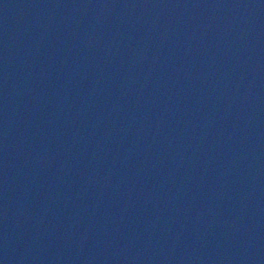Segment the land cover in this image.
Listing matches in <instances>:
<instances>
[{
	"label": "water",
	"instance_id": "obj_1",
	"mask_svg": "<svg viewBox=\"0 0 264 264\" xmlns=\"http://www.w3.org/2000/svg\"><path fill=\"white\" fill-rule=\"evenodd\" d=\"M0 264H264V0L0 53Z\"/></svg>",
	"mask_w": 264,
	"mask_h": 264
}]
</instances>
